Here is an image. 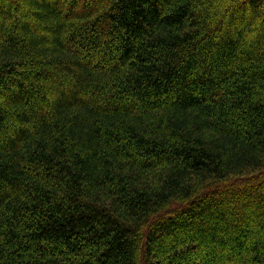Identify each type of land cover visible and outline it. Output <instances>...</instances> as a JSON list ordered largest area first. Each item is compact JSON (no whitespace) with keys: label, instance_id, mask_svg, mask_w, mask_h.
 <instances>
[{"label":"trees","instance_id":"obj_1","mask_svg":"<svg viewBox=\"0 0 264 264\" xmlns=\"http://www.w3.org/2000/svg\"><path fill=\"white\" fill-rule=\"evenodd\" d=\"M0 264H264V0H0Z\"/></svg>","mask_w":264,"mask_h":264}]
</instances>
